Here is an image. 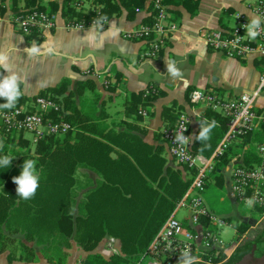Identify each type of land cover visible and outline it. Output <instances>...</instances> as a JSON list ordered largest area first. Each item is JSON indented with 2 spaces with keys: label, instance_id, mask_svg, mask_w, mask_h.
I'll use <instances>...</instances> for the list:
<instances>
[{
  "label": "crops",
  "instance_id": "crops-1",
  "mask_svg": "<svg viewBox=\"0 0 264 264\" xmlns=\"http://www.w3.org/2000/svg\"><path fill=\"white\" fill-rule=\"evenodd\" d=\"M182 1L167 3L171 19L178 26L172 40L155 59L145 60L141 58L146 48L145 42L125 39L122 35L125 30L133 29L144 21V16H147L144 9L132 19L126 18L124 12L111 17L107 27L102 30L92 27L67 28L66 18L59 15L56 27L43 32L39 39L28 38L7 17L0 18V56L5 57L4 62L0 63V80L15 75L21 96L29 98L24 103H28L39 91L55 87L62 81L67 82V90L75 92L80 80L90 78L94 86L82 89L73 96L79 110L91 116L100 128L112 130V133L129 130L139 135L144 142L161 145L166 165L176 167L178 164L170 157L163 142V128L169 126L172 119L185 114L192 142L200 125L205 120L212 122L207 112L223 116L204 104H192L188 98L189 91L194 88L210 89L223 98L234 97L252 90L262 71L259 58L226 57L209 48L199 36L201 29L231 27L228 19H234L235 13H242L252 19L251 3L254 0ZM32 48L37 49L35 54L30 53ZM169 63L180 71V77H173L168 72ZM151 86L156 92L153 98L147 99L145 91ZM257 107L259 111H264V96L259 99ZM139 109H144L146 115L139 114ZM216 124L210 133L213 139L222 132V125ZM226 130L227 127L224 133ZM260 135H264V131ZM22 136L30 146L31 135L25 133ZM261 139L258 140L253 134L242 144L231 148L227 153V162L219 161L221 164L216 171L209 174L204 191L205 203L227 222L226 227L233 230L235 239L234 242L223 244L229 258L220 264H227L236 252L242 253L238 258H248L264 247L263 244L256 248L255 240L261 234H254L246 242L248 247H244L245 244L237 247L240 240L253 234L254 226L260 222L262 214L254 216L239 213L236 207L238 201H235L231 189V168L243 163V153L251 151L256 155L257 144L264 141V136ZM212 152L207 150L206 153H199L208 156L207 153L211 155ZM74 175L80 185V192L76 196L79 203L101 177L83 165L76 168ZM183 219L187 221V216ZM14 237V241L0 251V264H50L43 260L39 245L28 241L20 233ZM107 238H103L94 251L106 256ZM19 242L33 248L34 262L23 259ZM67 251L63 264L86 261L88 252L75 242L71 243ZM236 261L231 264H236Z\"/></svg>",
  "mask_w": 264,
  "mask_h": 264
},
{
  "label": "trees",
  "instance_id": "trees-1",
  "mask_svg": "<svg viewBox=\"0 0 264 264\" xmlns=\"http://www.w3.org/2000/svg\"><path fill=\"white\" fill-rule=\"evenodd\" d=\"M12 1L26 9L36 7L66 19L76 16L86 21L110 19L123 12L126 18L132 19L147 3V0H91V7L76 10L73 4L75 0ZM164 1L168 3L172 0ZM144 18V21H150L149 16ZM35 34L30 32L26 35L39 39ZM93 86L90 78L83 79L78 82L76 91L72 92L67 90V82L62 81L36 94L49 96L58 103L59 109L49 112L46 117L69 121L74 129L65 135H46L38 139L32 148L22 134L17 137L5 135L0 156L7 155L13 160L8 169L0 168V251L5 249L8 242L14 241L15 234L20 233L40 246V253L49 263L63 264L68 248L75 242L88 252L85 259L87 264H132V260L147 250L177 201L188 189L191 178L187 169L181 165H166L161 145L144 142L129 130L112 133V130L100 128L91 116L79 110L74 102V94ZM155 92L156 89L151 86L144 96L151 99ZM26 98L21 96L15 106L23 105ZM4 103L6 100L0 98V105ZM207 116L222 125V132L214 139L210 134V139L205 142L194 138L191 149L195 153L214 152L217 141L227 127L226 117L210 112H207ZM176 119H172L169 125H173ZM263 131L264 122H261L246 139L255 134L258 140H262L264 135L260 134ZM10 145L13 147L11 152ZM243 154L245 164L258 160L251 151ZM26 159L37 162L39 176V187L30 200L16 196V185L12 182L13 177L19 176ZM219 161L227 162V154ZM219 161L214 163L213 172L221 164ZM79 165L99 174L101 180L77 203L74 173ZM105 237L116 239L118 253H110L105 248V256L94 251ZM19 243L23 259H34L33 248ZM241 254L236 252L227 264L234 263ZM250 256L248 258L252 259L255 254Z\"/></svg>",
  "mask_w": 264,
  "mask_h": 264
},
{
  "label": "built area",
  "instance_id": "built-area-1",
  "mask_svg": "<svg viewBox=\"0 0 264 264\" xmlns=\"http://www.w3.org/2000/svg\"><path fill=\"white\" fill-rule=\"evenodd\" d=\"M144 10L150 21L140 22L135 28L125 30L122 35L125 39L145 42L146 48L141 57L153 58L173 38L178 26L172 21L168 4L164 0H149ZM251 10L253 18L259 17L261 21V27L254 40L248 37L245 27L253 18L242 13L234 14V25L231 27L199 31L200 39L209 48L219 51L226 57L259 58L262 62V71L252 90L241 92L234 97L223 98L210 89L194 88L189 91L188 98L192 104H204L227 118V130L212 155L206 156L192 151L188 117L185 114L179 115L173 125L163 128L162 138L170 157L176 164L187 169L191 179L185 194L177 201L147 250L141 255V259L146 257L147 264H183L185 259H191L193 264H220L229 257L213 230L214 226H224L227 222L209 210L203 193L214 163L231 148L245 142L246 136L264 122V111L258 110L256 102L264 89V0H254L251 3ZM58 16L57 13L36 7L23 8L20 3L14 4L12 0H0V18L7 17L23 34L34 31L41 34L55 28ZM108 20L101 18L86 21L73 16L66 19L65 25L74 29L92 27L102 30L107 27ZM58 109V103L45 95H34L28 103L11 109L0 108V140H3L6 134L18 136L30 133V141L34 144L46 135H65L74 129L69 121L46 117L49 112ZM138 113L146 115L144 109H139ZM177 135L186 137L188 143H179L176 140ZM255 153L258 157L256 162L233 165L231 189L235 201L242 203L251 201L250 205L260 208L263 216L264 141L257 144ZM181 209L188 211L187 221L175 217L176 212ZM115 244L116 239L108 237L105 248L110 253H118ZM78 264L87 263L80 260Z\"/></svg>",
  "mask_w": 264,
  "mask_h": 264
},
{
  "label": "clouds",
  "instance_id": "clouds-1",
  "mask_svg": "<svg viewBox=\"0 0 264 264\" xmlns=\"http://www.w3.org/2000/svg\"><path fill=\"white\" fill-rule=\"evenodd\" d=\"M247 28V35L250 39H255L258 35L259 29L261 27V21L259 17L253 18L250 23L245 25ZM37 52L36 48L30 50L31 54ZM5 57L0 56V63H3ZM168 72L173 77H180L182 74L174 66V64L169 63L167 65ZM22 93L19 88L18 80L15 75L4 78L0 81V98L6 100V103L0 105V108L11 109L13 108L18 99L21 97ZM207 125V126H205ZM216 121L209 123L205 120L200 125L199 134L195 137L201 142L208 141L210 139V133L214 127H216ZM176 140L181 144H187L188 140L183 135H177ZM2 147V145H0ZM12 158L7 155L0 156V168H9L11 166ZM36 161L32 159L24 160L21 166V172L19 176L13 177L12 182L16 185V196L20 197L23 200H30L35 196V193L39 187V176L36 171ZM251 204V201H248ZM183 264H193L191 259H185Z\"/></svg>",
  "mask_w": 264,
  "mask_h": 264
},
{
  "label": "rangeland",
  "instance_id": "rangeland-1",
  "mask_svg": "<svg viewBox=\"0 0 264 264\" xmlns=\"http://www.w3.org/2000/svg\"><path fill=\"white\" fill-rule=\"evenodd\" d=\"M44 2H47V0H44ZM74 3L73 4H76L77 5V3H79V5H77L76 7V10H81L80 9V7H83V8H88V7H91L92 6V3H91V0H75V1H73ZM84 11H86V10H84ZM173 21V20H172ZM228 21H229V26H232V25H234V19L232 18H229L228 19ZM227 21V22H228ZM34 33H36L35 35L36 36H38V37H40L43 33H39V32H36V31H34ZM40 34V35H39ZM172 40V39H171ZM170 41V40H169ZM168 41V42H169ZM168 42H167V44L165 45V47L164 48H166L167 47V45H168ZM163 48V49H164ZM162 50V49H161ZM160 50V51H161ZM159 51V52H160ZM159 52L157 53V55L159 54ZM157 55L155 56V57H153V58H143V57H141L143 60H145V59H155L156 57H157ZM264 96V89L262 90V92H261V94H260V97H258V99H257V104H258V101H259V99L261 98V97H263ZM28 134H30V133H28ZM2 143H4L3 142V140H0V145L2 144ZM31 148L33 147V144L31 143ZM11 148H13V147H11V146H9V152H11L12 151V149ZM74 191H75V195L77 196L78 194H79V192H80V185H79V183H78V180H77V177H76V185H75V188H74ZM205 193V192H204ZM204 193H203V197L205 198V196H204ZM205 200V199H204ZM206 201V200H205ZM207 205V204H206ZM207 207L211 210V208L207 205ZM237 210H238V212L239 213H241V214H247V215H256V216H260V214H261V210H260V208H257V207H252V205H250V204H248V203H242V202H238L237 203ZM212 211V210H211ZM213 213H215L214 211H212ZM215 215H218V214H216L215 213ZM186 216H188V211L187 210H178L177 212H176V214H175V217L177 218V219H182L183 217H186ZM227 226V224L226 225H224V226H214L213 227V230H214V232L216 233V236L218 237V239L219 240H221V242L223 243V244H225V243H229V242H234L235 241V239H234V233H233V230L231 229V228H227L226 227ZM254 234L255 235H260L259 237H258V239H256L255 241H256V248H259L261 245H263L264 244V215L260 218V222L256 225V226H254V229H253V234H251V236L250 235H248L247 237H244L242 240H240V242H238L237 243V241H236V243L238 244L237 245V247H240V246H243L244 244H246V242H248L249 240H251L252 238H253V236H254ZM8 244H9V242H8ZM19 246V245H18ZM233 246V245H232ZM20 247V246H19ZM19 249H21V247L19 248ZM236 249V248H235ZM141 257V256H140ZM140 257H138L136 260H132L133 262H132V264H135V263H137V262H140L139 264H147V259H146V257H144L143 259H141ZM229 258V257H228ZM34 260L35 259H32L31 261H26V262H34ZM43 260H45V258L43 257ZM46 261V260H45ZM47 262V261H46ZM47 263H49V262H47ZM50 264H56V263H54V262H50Z\"/></svg>",
  "mask_w": 264,
  "mask_h": 264
},
{
  "label": "flooded vegetation",
  "instance_id": "flooded-vegetation-1",
  "mask_svg": "<svg viewBox=\"0 0 264 264\" xmlns=\"http://www.w3.org/2000/svg\"><path fill=\"white\" fill-rule=\"evenodd\" d=\"M254 254L255 256L252 259H249L247 257L246 258L237 257L235 259V261L237 260L236 264H264V247L260 249L259 252H255Z\"/></svg>",
  "mask_w": 264,
  "mask_h": 264
}]
</instances>
